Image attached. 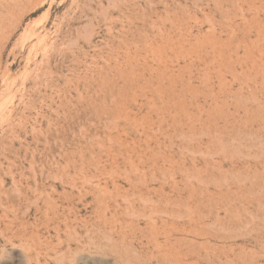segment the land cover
<instances>
[{
  "label": "rangeland",
  "instance_id": "obj_1",
  "mask_svg": "<svg viewBox=\"0 0 264 264\" xmlns=\"http://www.w3.org/2000/svg\"><path fill=\"white\" fill-rule=\"evenodd\" d=\"M0 264H264V0H0Z\"/></svg>",
  "mask_w": 264,
  "mask_h": 264
}]
</instances>
